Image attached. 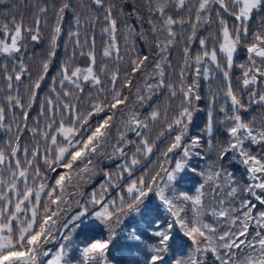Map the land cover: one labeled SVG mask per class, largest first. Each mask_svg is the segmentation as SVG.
<instances>
[{
    "label": "snow or ice",
    "instance_id": "6c2138e0",
    "mask_svg": "<svg viewBox=\"0 0 264 264\" xmlns=\"http://www.w3.org/2000/svg\"><path fill=\"white\" fill-rule=\"evenodd\" d=\"M125 253L264 264V0L0 7V264Z\"/></svg>",
    "mask_w": 264,
    "mask_h": 264
},
{
    "label": "trees",
    "instance_id": "16d2710c",
    "mask_svg": "<svg viewBox=\"0 0 264 264\" xmlns=\"http://www.w3.org/2000/svg\"><path fill=\"white\" fill-rule=\"evenodd\" d=\"M12 2H15V0H3V3H0V7H3V4H5V3H12ZM44 36L46 39L47 38V32L46 31L44 33ZM100 45H101V40H100V37L97 36V56H98V59L100 58ZM36 47H37L38 51H41V52L46 51V46L44 44H41V45L36 46ZM58 56L60 57L61 60L63 59V57H64L63 47L59 51ZM78 63L83 65L84 64V58L79 57ZM52 74L54 75L55 72H53ZM205 87H206V83H205ZM204 119H205V113H203V112L198 113L195 117V120H194L195 125L202 126ZM198 131H199L198 127L193 128V132H198ZM124 255H125V259H126L127 264H131V260L133 259V257L130 256L128 253H125Z\"/></svg>",
    "mask_w": 264,
    "mask_h": 264
}]
</instances>
